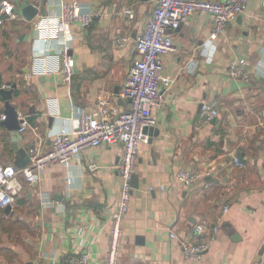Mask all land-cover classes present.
I'll return each mask as SVG.
<instances>
[{"label": "crops", "instance_id": "0c3cea01", "mask_svg": "<svg viewBox=\"0 0 264 264\" xmlns=\"http://www.w3.org/2000/svg\"><path fill=\"white\" fill-rule=\"evenodd\" d=\"M2 1L12 5L14 15L0 25V79L6 89L16 84L10 102L30 124L14 141L0 121V157L17 166L15 144L27 152L35 144L49 149L55 134L72 129L102 92L114 95L111 106L127 108L129 100L120 91L136 55V38L156 0H79L94 18L87 27L72 24L76 66L71 82L58 71L46 72L49 58L37 56L44 44L35 23L44 9L57 11V3L32 0L40 13L29 21L21 0ZM126 7L133 9V19L124 13ZM212 21L210 13H193L173 32L175 49L164 56L163 71L173 82H160L164 105L155 110L157 123L144 128L131 204L122 220L120 264H192L181 240L209 234L225 205L229 210L199 264H264V64L252 72L250 84L229 73L238 57H246L252 67L264 59V0H251L208 51ZM118 35L130 37L125 47L112 44ZM203 101L218 104L216 123L202 121ZM5 109L0 95V114ZM122 153L121 142L87 147L70 167L54 163L40 171L37 183L26 181L10 211L0 209V262L61 264L81 251L103 261L119 203ZM234 153L244 166L233 163ZM181 168L204 175L185 186L175 180ZM150 185L156 188L148 191ZM199 223L206 227L202 235L195 231Z\"/></svg>", "mask_w": 264, "mask_h": 264}, {"label": "built area", "instance_id": "2783aa9c", "mask_svg": "<svg viewBox=\"0 0 264 264\" xmlns=\"http://www.w3.org/2000/svg\"><path fill=\"white\" fill-rule=\"evenodd\" d=\"M58 10L41 16L35 23V33L44 48L37 56L49 58L46 72L58 71L64 82H71L75 75L76 62L71 53L74 39L72 24L80 22L87 27L93 22L94 15L85 11L79 0H53ZM251 0H156L143 30L135 42L136 55L132 60L124 79L120 96L129 100L125 109L111 106L113 94L102 92L94 109L83 110L72 129H61L53 137L51 147L44 150L41 144L30 147L29 162L23 166L4 163L0 157V209L12 205L24 188V183H37L40 171L54 164L61 163L66 167L73 165L74 160L83 149L99 146L104 143L121 142L123 144L122 158L117 166L121 188L117 210L112 216L110 248L103 261L97 262L90 252L81 251L69 254L61 264H120L119 253L122 238V220L130 208L133 192V175L135 172L141 145L145 140L144 128L157 123L155 110L164 105V94L160 82L170 86L172 78L164 76V56L175 49L173 32L186 23L193 13H210L212 27L205 49H214V42L226 30L229 21L245 13ZM124 13L133 19L135 13L131 7H126ZM7 15L13 16L12 5L7 1L0 4V25H3ZM130 41L128 35H118L112 38L116 47H125ZM193 62V59L191 60ZM264 59L252 67L246 57H238L230 62L231 77L244 84L252 82V72L261 71ZM10 88V85H6ZM220 114L218 104L214 101H203L201 104V119L204 123L212 121ZM7 114H0V121ZM24 117L20 130L29 126ZM236 166H244L239 154L232 155ZM91 167H95L92 164ZM210 171H206L210 174ZM204 175L202 170L181 168L177 171L176 181L185 186L197 183ZM166 185H160L164 189ZM156 187L150 185L147 190ZM225 205L217 217L216 224L210 233L200 240L182 239L183 254L192 264H199L205 251L217 237L222 220L228 212ZM204 224L199 223L195 231L203 234ZM172 237L177 234L171 231ZM152 264V263H144ZM251 264H263L261 260Z\"/></svg>", "mask_w": 264, "mask_h": 264}, {"label": "water", "instance_id": "95a60500", "mask_svg": "<svg viewBox=\"0 0 264 264\" xmlns=\"http://www.w3.org/2000/svg\"><path fill=\"white\" fill-rule=\"evenodd\" d=\"M20 7L24 18L29 21L34 20L37 17V15L40 13L39 7L32 0H21ZM46 13L47 11L46 9H44L42 11V15H45ZM15 87L16 84H14L11 88L6 89L5 87H3L2 80L0 79V95L6 101L5 112L7 114V118L3 120L2 123L5 124L7 128L11 130L13 140L17 141V138L21 135L20 127L24 119H20L17 109L10 102L13 97ZM212 121L213 123H216L217 117H215ZM149 127H153V126H149ZM151 129L152 132L155 133V135L159 134L160 132L159 129L157 128H151ZM15 148L19 151V157L18 160L16 161V165L19 167H23L30 160L29 154L26 149L18 147L17 144H15ZM11 207L12 205H8L5 208V212L8 213Z\"/></svg>", "mask_w": 264, "mask_h": 264}, {"label": "trees", "instance_id": "16d2710c", "mask_svg": "<svg viewBox=\"0 0 264 264\" xmlns=\"http://www.w3.org/2000/svg\"><path fill=\"white\" fill-rule=\"evenodd\" d=\"M17 94H19V90L17 91Z\"/></svg>", "mask_w": 264, "mask_h": 264}, {"label": "rangeland", "instance_id": "374dc122", "mask_svg": "<svg viewBox=\"0 0 264 264\" xmlns=\"http://www.w3.org/2000/svg\"><path fill=\"white\" fill-rule=\"evenodd\" d=\"M0 264H2V263L0 262Z\"/></svg>", "mask_w": 264, "mask_h": 264}]
</instances>
